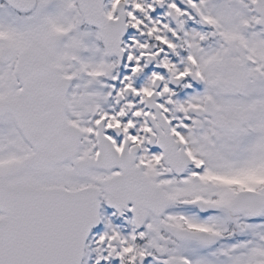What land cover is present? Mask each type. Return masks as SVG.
Listing matches in <instances>:
<instances>
[{
  "label": "snow or ice",
  "instance_id": "1",
  "mask_svg": "<svg viewBox=\"0 0 264 264\" xmlns=\"http://www.w3.org/2000/svg\"><path fill=\"white\" fill-rule=\"evenodd\" d=\"M0 264H264V0H0Z\"/></svg>",
  "mask_w": 264,
  "mask_h": 264
}]
</instances>
